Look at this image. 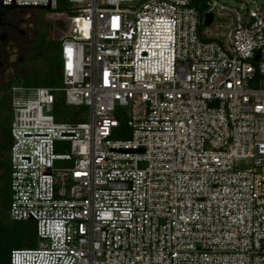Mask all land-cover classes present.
Segmentation results:
<instances>
[{"label": "built area", "instance_id": "2783aa9c", "mask_svg": "<svg viewBox=\"0 0 264 264\" xmlns=\"http://www.w3.org/2000/svg\"><path fill=\"white\" fill-rule=\"evenodd\" d=\"M67 1L62 88H13L11 264H264V1Z\"/></svg>", "mask_w": 264, "mask_h": 264}, {"label": "trees", "instance_id": "16d2710c", "mask_svg": "<svg viewBox=\"0 0 264 264\" xmlns=\"http://www.w3.org/2000/svg\"><path fill=\"white\" fill-rule=\"evenodd\" d=\"M67 0H58L55 13L49 12V18L54 22L52 34L50 22L36 30L29 45L28 57L24 67V75H18L11 86L26 88H62L61 75L62 56L60 39L68 30L67 19L70 14ZM46 15L44 11H34ZM82 108V107H81ZM83 111L66 106L64 98L58 96L54 105V115L58 122L85 121ZM12 117L7 119L3 130L5 142H0V264H11V254L14 250L33 249L37 246L36 224L32 221L15 222L9 215L11 191V164L8 158L13 139L11 136Z\"/></svg>", "mask_w": 264, "mask_h": 264}, {"label": "flooded vegetation", "instance_id": "af4514ba", "mask_svg": "<svg viewBox=\"0 0 264 264\" xmlns=\"http://www.w3.org/2000/svg\"><path fill=\"white\" fill-rule=\"evenodd\" d=\"M34 11L43 10L8 8L0 0V142H5L3 130L7 119L13 117V88L21 87L11 83L25 73L29 45L36 32L28 15Z\"/></svg>", "mask_w": 264, "mask_h": 264}, {"label": "rangeland", "instance_id": "374dc122", "mask_svg": "<svg viewBox=\"0 0 264 264\" xmlns=\"http://www.w3.org/2000/svg\"><path fill=\"white\" fill-rule=\"evenodd\" d=\"M256 1H258V0H242V2H239V0H238L236 5L237 6H241L242 3H245V4L248 3V2L254 3ZM262 1H264V0H262ZM229 3H231V2H229ZM28 15L30 16V21H32V23L35 26V30H37L43 24V22H46V21L50 22V24H51L50 31H51V34H52V30H53V26H54L53 23L54 22L49 18V16L44 15V14L42 16V14L40 15L38 13H30ZM82 108L79 107V108H74V109H77V111H83V110H81ZM84 108H86V110L83 112L82 115L85 118V121H88V120H90V115H91L90 114V109H88L87 107H84Z\"/></svg>", "mask_w": 264, "mask_h": 264}, {"label": "water", "instance_id": "95a60500", "mask_svg": "<svg viewBox=\"0 0 264 264\" xmlns=\"http://www.w3.org/2000/svg\"><path fill=\"white\" fill-rule=\"evenodd\" d=\"M3 2V0H2ZM8 8H37L38 10L49 11L51 8V0H49V5H15V0H12V5H5ZM207 24L209 25L212 22V17L209 16Z\"/></svg>", "mask_w": 264, "mask_h": 264}]
</instances>
